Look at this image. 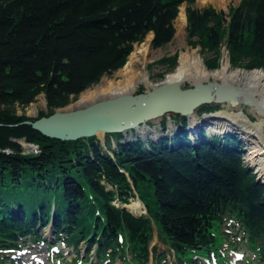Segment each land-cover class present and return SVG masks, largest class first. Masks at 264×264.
I'll return each instance as SVG.
<instances>
[{
    "label": "trees",
    "instance_id": "obj_1",
    "mask_svg": "<svg viewBox=\"0 0 264 264\" xmlns=\"http://www.w3.org/2000/svg\"><path fill=\"white\" fill-rule=\"evenodd\" d=\"M194 2L0 0V264L12 263L4 250L23 238L44 240L36 229L51 218L55 237L67 246L95 247L93 264L117 257L146 264L153 226L172 264H205L217 260L216 235L224 238L227 223L264 260V181L244 163L232 135L191 144L177 131L147 146L116 142L110 154L95 136L50 138L23 122L34 118L15 113L40 93L47 112L37 117L65 106L122 67L149 31L152 47L168 43L181 3L187 40L209 54L208 69L219 66L222 45L232 67L264 69V0H239L227 14ZM19 138L39 151L23 154ZM136 196L146 214L120 206ZM152 253L160 264L165 255Z\"/></svg>",
    "mask_w": 264,
    "mask_h": 264
},
{
    "label": "rangeland",
    "instance_id": "obj_2",
    "mask_svg": "<svg viewBox=\"0 0 264 264\" xmlns=\"http://www.w3.org/2000/svg\"><path fill=\"white\" fill-rule=\"evenodd\" d=\"M239 2V0H218V2L215 3H211V2H206V3H202L200 0H195L194 2V7L197 8H202L208 5H211L212 7H214L216 10H222L224 13H228V9L231 6H235L237 5ZM180 6H183L185 9V4H181ZM179 6V8H180ZM176 22V17L173 20V25ZM186 24L183 27V30L181 29V31H179V33H176V30L174 31V35L173 38L166 44L161 45L160 47H152L150 42L151 39L149 40V52L147 55V61H146V72L149 78V81L154 84L157 85L160 82L163 81L165 74L172 71L177 63H178V58H179V54L180 52H182L185 49L188 50H195V52H197V54L199 55V57L202 59L203 64H204V58H206L209 54L208 53H203V51L200 50L198 45H191L188 40H187V33H186ZM175 28V26H174ZM146 36V35H145ZM145 36L143 38V40L145 39ZM193 39V38H192ZM191 39V40H192ZM138 42V43H134L132 46V49L134 48L135 45H138L144 41ZM193 41V40H192ZM220 58H219V66L221 65L222 61L226 58L229 64V69H234V68H239V67H232L230 65L229 62V58H228V51L225 48L224 45H222L220 47ZM175 57V58H174ZM164 58H167L168 60H164ZM205 65V64H204ZM218 66V67H219ZM206 67V66H205ZM217 67V68H218ZM207 68V67H206ZM215 68V69H217ZM208 69V68H207ZM244 69V68H241ZM262 69V68H260ZM208 70H214V69H208ZM247 70V69H245ZM120 79V77L117 75V72L114 71L113 73H111L110 75H104L100 78V80L96 83L91 85L90 87H88L87 89H91L94 86L98 85V84H103L104 82H107L108 80H118ZM209 81H214V79L211 77ZM205 82V81H203ZM193 83V81L191 80H184L181 83V87L182 88H187L190 87ZM152 87H148L146 86L144 83L140 82L133 93H138V92H144L146 90L151 89ZM80 95V94H79ZM78 96L76 97H71L69 102L63 106V107H57L54 110H68V109H73L76 107H79L81 105H83L82 103L79 102L78 100ZM32 106L31 107V103L26 105V106H15V113L17 115H25L27 117H31V118H36L38 116V114H40L41 112L46 113L47 112V105L44 99V96L42 93L38 94L35 98V100L32 102ZM205 106H217L216 108L210 110V115L209 114H205V113H200V109L201 107H205ZM222 108L220 105H200L198 108L195 109V117L194 118H188L187 117V121L185 119V121L187 122V127L185 128V130H187L188 133L191 134V137H195L196 135L199 134V130L202 129L204 126L205 127H209L212 124L216 123L217 121H223L226 123H229L225 118L222 119H209L207 118L208 116H213L211 115V113H214L217 111V109ZM33 110L32 112H29V110ZM244 110L245 112L248 114L249 119L253 120L255 119V116H253L252 114H250L248 112L247 106H244ZM170 117L168 118H162L160 120V122L158 123H151L149 122V124L152 126L151 129H153L152 131H155L156 133L154 134H159L160 128H165L163 132V135H168L171 136L175 131H178L181 129V123H180V118L178 115L175 114H169ZM227 117V116H225ZM38 118V117H37ZM199 119H206V121L202 122V123H195L194 121ZM215 121V122H214ZM245 123V122H243ZM215 125V124H214ZM246 125V124H245ZM244 125V127H245ZM244 127L239 128V126H234L232 124H230V128L231 129V133H233L236 137V139H239L241 141H243L244 144V149L241 150V156L242 159L244 161V163L246 165H250L249 163L251 162V164L253 163L251 160H248V156L250 155V153L248 155L247 151L250 149L251 150V146L253 144H255V138L251 137L250 135H247V133H244ZM152 133H147V134H142V133H135L133 132L134 136L140 135L141 138L143 140H145L146 137H153ZM196 133V134H195ZM103 134L102 138L104 140V143H101L100 138L99 139V143L102 145L103 149L105 151H107L106 149L108 148L105 141L106 139H108L109 141V148L110 151L109 153H112V149H116V142L119 141L120 139H122V142H126L127 140H129L130 138H126L123 139V137L120 134V137H116V134L113 135H108ZM256 136H258L256 134ZM149 137V138H150ZM140 138V139H141ZM148 138V139H149ZM158 140H159V135L157 136ZM256 139H258L256 137ZM104 144V145H103ZM26 147V148H25ZM21 148L23 150H25L24 153H28V152H32V149L29 148L27 145L22 144ZM246 149V152H245ZM34 151V150H33ZM259 158L258 162L254 163L256 164L255 166H253V168H251L253 170V172H255V176L258 179H262V181H264V171L259 170L260 169V161L264 158V156L261 154L259 156H257ZM249 161V162H248ZM136 199V198H135ZM222 229L224 231H227V234H225L226 236V241H224L223 245H217L219 246V254H218V262H213L211 261L210 264H264V260L260 259V256L258 255V251L257 250H250V247L248 244H246V242L244 241V237L242 236L241 233L237 232L236 230L232 229L231 227L227 226V225H223ZM39 232L41 233V235L45 238H47L51 243V245H56L54 246V250L56 252V255H58L59 257H55L54 254H52V251H49V248L43 244V243H34V242H27V246H21L20 249L18 251H15L13 254H11L10 256L13 257V259L15 260V262L17 264H29L31 261L36 263V264H70V262L73 261L74 256H75V250L73 249H67L65 247V244L62 242H59L57 240H54V235H53V231L50 229V226L48 227H42L40 228ZM216 233V231H214ZM61 241V240H60ZM223 241L222 237L217 234L216 235V242L217 244H220ZM232 244V245H229ZM228 245V246H226ZM86 247L87 245L83 242L82 244H80V247L78 249V252H80L83 256V259H85V253H86ZM155 247L157 252L159 251H164V253L166 254V246L164 244H162L158 238H157V233H156V229L153 226V235H152V240L150 242V248ZM80 250V251H79ZM92 253V251L90 252V254ZM85 257V258H84ZM151 259V257H150ZM173 261V255L167 254L165 260H163L160 264H166V262H168V264H170V262ZM8 264V263H5ZM77 264H90L89 260H85L84 263H77ZM112 264H124L123 261L121 259H116ZM147 264H157L156 261L153 260H149Z\"/></svg>",
    "mask_w": 264,
    "mask_h": 264
},
{
    "label": "water",
    "instance_id": "obj_3",
    "mask_svg": "<svg viewBox=\"0 0 264 264\" xmlns=\"http://www.w3.org/2000/svg\"><path fill=\"white\" fill-rule=\"evenodd\" d=\"M238 97L264 115V108L247 90L229 83L207 80L182 88L177 81H162L144 92L121 93L23 122L58 140L100 138L97 133H123L165 113L188 116L200 105H220L225 100L234 106ZM123 208L130 210L127 204Z\"/></svg>",
    "mask_w": 264,
    "mask_h": 264
},
{
    "label": "bare ground",
    "instance_id": "obj_4",
    "mask_svg": "<svg viewBox=\"0 0 264 264\" xmlns=\"http://www.w3.org/2000/svg\"><path fill=\"white\" fill-rule=\"evenodd\" d=\"M202 3L211 2L215 3L218 0H200ZM186 24L185 10L183 6H180L176 22L174 23L176 33L178 34L181 29ZM152 37V32H148L145 36L144 42L135 45L132 51L129 53L128 57L122 68L116 70L117 75L120 77L118 80H108L103 84H98L91 89H85L80 93L78 100L82 104H87L89 102L95 101L97 99L106 98L114 96L121 93H133L136 86L142 82L148 87H154L155 85L149 81L146 68L147 55L149 52V40ZM213 78L214 81L221 83H229L237 88H243L247 90L257 101L259 105L264 108V69L253 68L250 70H245L241 68L229 69V64L225 58L221 65L214 70H208L203 64L202 59L199 57L195 50L185 49L179 54L178 63L176 67L165 74L163 81H177L180 85L184 80H191L193 82H203ZM190 100V99H189ZM187 101V103L189 102ZM33 104L31 103V107ZM222 108L217 109L216 112L212 113L213 116H208L211 119H226L229 123L223 121H217L214 123V129L216 132L228 129L230 124L234 126H239V128L244 127V133L255 138V144L251 146L250 155L248 160L253 163L258 162L259 158L257 156H264V115L258 114L254 107L242 104L241 99L238 97L234 106H230L229 101L225 100L220 103ZM244 106H247L248 112L255 116V119H249L248 114L244 110ZM34 108V107H33ZM33 110H29L32 112ZM208 114L210 112H204ZM169 114L165 113L162 116L155 117L144 123L138 125L134 129L126 130L120 133L122 137L128 138L133 135V132L137 134H147L156 133L151 129V123L155 124L160 122L162 118L170 117ZM195 110L189 114L188 118L195 117ZM227 116V117H225ZM196 120V119H195ZM206 119H199L194 121L195 123H202ZM149 122H151L149 124ZM215 122V121H214ZM245 122V123H243ZM153 134V138L158 135ZM256 134L258 136H256ZM97 136L102 139L103 134L97 133ZM152 137V136H151ZM256 137L258 139H256ZM260 169L264 171V158L260 161ZM128 207L131 211L139 213L143 210L141 203L137 199H132L128 203ZM29 264H36L30 262Z\"/></svg>",
    "mask_w": 264,
    "mask_h": 264
},
{
    "label": "built area",
    "instance_id": "obj_5",
    "mask_svg": "<svg viewBox=\"0 0 264 264\" xmlns=\"http://www.w3.org/2000/svg\"><path fill=\"white\" fill-rule=\"evenodd\" d=\"M27 146H28L29 148H31L32 151H33V150H34V151L37 150V147H36V145H34V144H27Z\"/></svg>",
    "mask_w": 264,
    "mask_h": 264
}]
</instances>
